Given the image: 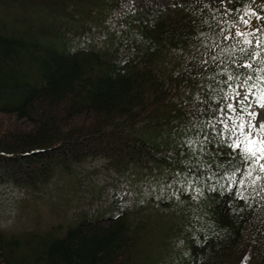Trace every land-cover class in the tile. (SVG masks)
Wrapping results in <instances>:
<instances>
[{
  "label": "trees",
  "instance_id": "1",
  "mask_svg": "<svg viewBox=\"0 0 264 264\" xmlns=\"http://www.w3.org/2000/svg\"><path fill=\"white\" fill-rule=\"evenodd\" d=\"M130 1L0 0L37 15L39 24L18 35L0 30V115L27 125L10 127L0 139V184L34 189L57 171L99 159L136 178L181 173L176 180L192 179L193 190L170 198L166 213L140 200L114 216L30 232L23 240L0 231V264H158L173 239L188 250L180 264H264V192L253 194L238 179L228 188L227 161L241 163L231 150L214 154L209 144V155L199 150L198 132L205 136L204 125L221 110L211 97L227 90V76L217 69L227 63L238 71L229 61L240 56L223 51L231 52L235 39L214 35L218 27L233 31L219 22L235 21L238 13L225 17L218 0H174L170 7L134 6L121 18L122 30L108 27ZM262 5L250 0L264 13ZM228 7L243 11L239 2ZM259 26L252 19L251 27ZM93 29L103 32L99 47L70 49L71 38ZM237 189L247 200L237 198Z\"/></svg>",
  "mask_w": 264,
  "mask_h": 264
},
{
  "label": "rangeland",
  "instance_id": "2",
  "mask_svg": "<svg viewBox=\"0 0 264 264\" xmlns=\"http://www.w3.org/2000/svg\"><path fill=\"white\" fill-rule=\"evenodd\" d=\"M173 3L174 0H131L114 11L113 16L108 19L107 26L122 30L121 18L134 6L144 10V8L170 7ZM23 17L24 20H21ZM37 17V15L14 12L0 4V30L2 27L9 28L10 34L18 35L27 27L37 28L39 25ZM63 31H66L65 27H62ZM102 34V31L93 29L90 33L71 38L70 49L99 47ZM222 121L231 123L229 116L225 115ZM24 124L26 123L23 121L16 122L0 115V139H4L6 134L11 132L10 127L24 128L27 126ZM190 124L193 125L192 122ZM164 133L166 134L164 136L173 142L175 135L172 132ZM207 135L208 133L205 134ZM209 145L207 144V155L210 154ZM212 146L215 149L216 146ZM186 184V181L181 183L179 180L173 181L171 178L165 179L152 174L136 178L133 171L120 174L108 167L104 160L88 159L73 165L69 172L57 171L48 183L34 189L11 183L0 184V231L23 240L25 234L30 232H44L59 226L63 230L81 219L92 220L114 216L125 206L136 204L140 200L165 207L164 213H166L167 202L173 196L181 195ZM187 187L188 192L193 190L192 185ZM186 251L188 250L182 245L181 240L173 239L169 242L167 254L165 253L160 259L156 257L151 259L158 260V264H180Z\"/></svg>",
  "mask_w": 264,
  "mask_h": 264
},
{
  "label": "snow or ice",
  "instance_id": "3",
  "mask_svg": "<svg viewBox=\"0 0 264 264\" xmlns=\"http://www.w3.org/2000/svg\"><path fill=\"white\" fill-rule=\"evenodd\" d=\"M218 2L223 7L225 17H230L233 12L238 14L235 21L229 18L219 22L229 26L233 31L218 27L220 35H214V39L225 41L235 39L236 43L232 45V51L230 52L228 48H224L223 51L230 55L238 52L240 56L239 60L232 58L229 61L238 71H233L227 63L217 69L227 76V80L222 81L226 84L227 90H221L218 95L211 97L220 102L221 110L212 114L210 121L204 125L208 135L198 134L202 141L199 150L207 153L205 144L216 146L214 154L219 152L222 155L224 151L231 150L229 155H235L241 163L233 167V161L231 159L227 161L229 170L223 172V177L228 180V188L232 187L233 180L238 179L241 186L251 187L253 194H258L257 189L264 192V39L257 37H264V13L250 7V0H218ZM237 2L241 3L243 11L228 7V4ZM212 19L215 20V17ZM252 19H255L260 26L251 27ZM254 63L258 65L255 68ZM201 64H204V61H201ZM229 81H235V86ZM220 115L229 116L231 123L218 120ZM188 144L192 145L193 141L188 140ZM201 166L205 167V165ZM223 167L222 164L219 165V168ZM241 172L242 175L237 176ZM180 175L181 173L176 174V176ZM176 176L173 177V181L176 180ZM191 184L193 180L189 178L183 191L187 193L189 191L187 185ZM205 186V182L202 181L201 187L194 189L197 197L201 194V188ZM209 187L214 188V185ZM237 198L247 200L242 189H237ZM204 239L206 240L207 237ZM203 242L194 239L197 245Z\"/></svg>",
  "mask_w": 264,
  "mask_h": 264
}]
</instances>
